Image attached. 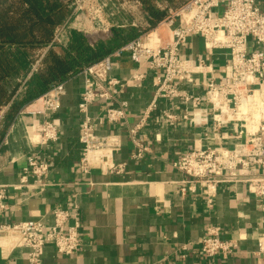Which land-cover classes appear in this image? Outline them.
Here are the masks:
<instances>
[{
    "label": "crops",
    "instance_id": "1",
    "mask_svg": "<svg viewBox=\"0 0 264 264\" xmlns=\"http://www.w3.org/2000/svg\"><path fill=\"white\" fill-rule=\"evenodd\" d=\"M256 3L264 9V0ZM153 30L162 40L169 37V29L161 23ZM181 52L191 58H207L212 61L215 75H223L224 53L208 51L201 37H189ZM134 68L125 53L114 60L110 74L128 81ZM146 68L144 64L142 70L147 75L143 81L125 85L117 95L118 100L127 102L126 120L116 129L121 131V147L112 156L115 164L124 165L122 171L93 168L82 173L79 169L77 105L83 87L81 74L65 81L59 108L46 115L57 128L56 141L31 144L28 137L43 117L16 115L0 139V184L8 185L7 208L0 213V223L38 216L51 224L53 209L77 204L81 217L80 249L65 256L47 243L43 264H264V253H259L257 245L264 233V219L261 201L253 189L242 182L226 184L208 206L199 195L180 193L183 175L171 165L185 151L207 146L231 147L244 141V137L237 136L232 129H228V136L223 135V130L210 131V112L207 124L192 125L183 118L185 113H191L190 102L164 98L157 101L137 134L147 150L140 158L132 157L136 149L125 129L139 120L155 90L152 74ZM205 80L204 75H196L193 85L184 84L181 88L203 94ZM204 106L202 103L201 107ZM163 111L173 114L175 119H167ZM102 113V102L90 105L91 116ZM109 131L107 126L97 128L101 134ZM32 151L50 166L47 184L40 191L34 187H14L26 165V156ZM209 226H219L221 237L235 242L232 254L206 257L198 252V242ZM6 246L7 239L0 237V264H28L26 249Z\"/></svg>",
    "mask_w": 264,
    "mask_h": 264
},
{
    "label": "built area",
    "instance_id": "2",
    "mask_svg": "<svg viewBox=\"0 0 264 264\" xmlns=\"http://www.w3.org/2000/svg\"><path fill=\"white\" fill-rule=\"evenodd\" d=\"M127 7L137 10V3L132 2ZM218 9H221L220 13ZM160 23L169 29L166 40L158 36L154 27L79 72L83 76L77 105L80 114V171L89 173L93 168L109 172L123 170L122 163L112 161L113 154L121 147V131L116 129L126 120L127 107V102L118 100L117 95L125 85L146 78L147 72L142 70L146 64L155 90L139 120L125 129L135 145L132 157L140 158L147 150L137 134L156 108L157 101L182 98L191 103V113H185L183 118L192 125L207 124L210 112V131L223 130V135L228 136V129H232L245 139L231 147L193 148L178 155L171 165L183 175L179 181L180 193L199 195L211 206L221 187L242 182L260 199L264 219V9L256 0H188L178 8H168ZM62 30L63 26L56 30L54 41L61 42ZM191 36L201 37L208 51L224 53L221 77L215 75L212 61L207 58L182 54L181 47ZM125 53L135 68L130 80L121 81L111 75L110 70L114 60ZM42 55L35 61L34 69ZM196 75L206 77L203 94L181 88L184 84L193 85ZM64 93L65 81L54 83L19 111L21 115L43 117L28 137L31 144L42 145L57 140V128L46 115L59 108ZM98 101L103 103V113L93 117L89 114V107ZM202 103L204 107H201ZM162 114L167 119H175L167 111ZM102 126H107L110 131L98 133L97 128ZM49 169L47 161L38 157L36 152H30L14 187L42 190L47 184L45 178ZM7 188L8 185L0 184V213L7 208ZM80 228V211L74 203L70 208L53 209L51 224L38 216L2 222L0 237L7 239L6 248L26 249L28 264H43L42 254L47 243L53 244L58 254L77 253L81 246ZM221 233L219 226H209L198 242V252L206 257L232 254L235 242L221 237ZM257 245L259 253H264V233L259 236Z\"/></svg>",
    "mask_w": 264,
    "mask_h": 264
},
{
    "label": "trees",
    "instance_id": "3",
    "mask_svg": "<svg viewBox=\"0 0 264 264\" xmlns=\"http://www.w3.org/2000/svg\"><path fill=\"white\" fill-rule=\"evenodd\" d=\"M74 1L0 0V139L19 111L52 84L66 81L139 36L135 28L123 34V30L113 27L109 39L91 43L85 34L68 28L61 42L54 41L56 30L70 18ZM122 1L137 3L142 33L156 27L168 8H178L188 0Z\"/></svg>",
    "mask_w": 264,
    "mask_h": 264
},
{
    "label": "rangeland",
    "instance_id": "4",
    "mask_svg": "<svg viewBox=\"0 0 264 264\" xmlns=\"http://www.w3.org/2000/svg\"><path fill=\"white\" fill-rule=\"evenodd\" d=\"M131 3L122 0H75L73 17L67 20L62 32L64 34L68 28L76 30L85 34L91 43L109 39L113 27L123 30V34L130 27L135 28V32L141 35L146 31L139 32L137 10L127 7ZM220 11L221 9L217 10L218 13Z\"/></svg>",
    "mask_w": 264,
    "mask_h": 264
}]
</instances>
